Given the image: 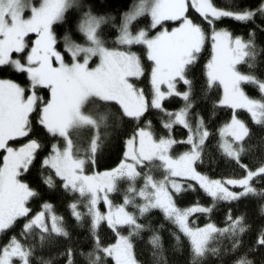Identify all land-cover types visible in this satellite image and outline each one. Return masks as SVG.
Instances as JSON below:
<instances>
[{"label": "snow or ice", "instance_id": "1", "mask_svg": "<svg viewBox=\"0 0 264 264\" xmlns=\"http://www.w3.org/2000/svg\"><path fill=\"white\" fill-rule=\"evenodd\" d=\"M0 264H264V0H0Z\"/></svg>", "mask_w": 264, "mask_h": 264}, {"label": "trees", "instance_id": "2", "mask_svg": "<svg viewBox=\"0 0 264 264\" xmlns=\"http://www.w3.org/2000/svg\"><path fill=\"white\" fill-rule=\"evenodd\" d=\"M220 3L227 4L228 0H219Z\"/></svg>", "mask_w": 264, "mask_h": 264}]
</instances>
